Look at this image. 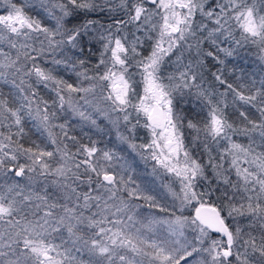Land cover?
I'll use <instances>...</instances> for the list:
<instances>
[{
	"label": "snow or ice",
	"instance_id": "6c2138e0",
	"mask_svg": "<svg viewBox=\"0 0 264 264\" xmlns=\"http://www.w3.org/2000/svg\"><path fill=\"white\" fill-rule=\"evenodd\" d=\"M2 3L0 264H264V0Z\"/></svg>",
	"mask_w": 264,
	"mask_h": 264
},
{
	"label": "trees",
	"instance_id": "16d2710c",
	"mask_svg": "<svg viewBox=\"0 0 264 264\" xmlns=\"http://www.w3.org/2000/svg\"><path fill=\"white\" fill-rule=\"evenodd\" d=\"M24 2H25V0H19V3H24ZM0 14H6V9L2 3V0H0ZM33 14H35V13H33ZM40 14L43 15L42 12ZM244 55H245L244 60L232 61L228 64V67H231L233 63H239L241 65V67H243L245 69V71H247L249 73L256 74L258 71L259 62L256 60L255 50L253 49L251 52L245 53ZM61 74L65 75L67 78L68 74H64V73H61ZM71 79L75 80V76H71ZM229 79L232 80L233 77H229ZM71 123L73 125H78L79 124L78 118L72 120ZM98 123L104 129L102 132L90 130L88 128H84L82 130L80 127L77 126V127H75V131L73 134L78 135V136H83L84 132H88V134L91 135L94 139L102 138V143L100 145L101 147L107 146V147L113 148V144H114L113 140L115 138V132L109 133V127L106 126V122H104L102 119H98ZM139 132H140V130H139ZM33 133H35V129H33ZM142 138H144V137L140 132V135L136 139V143L139 144V143L144 142L143 141L144 139H142ZM234 139H236L239 142H244V143L247 142L246 138L243 136H237V137H234ZM21 183H27V181H21Z\"/></svg>",
	"mask_w": 264,
	"mask_h": 264
},
{
	"label": "rangeland",
	"instance_id": "374dc122",
	"mask_svg": "<svg viewBox=\"0 0 264 264\" xmlns=\"http://www.w3.org/2000/svg\"><path fill=\"white\" fill-rule=\"evenodd\" d=\"M140 132L143 135L144 138L142 139H144L143 141L145 142L147 133L143 129H140ZM113 141V149H115L117 154L121 156L123 161L126 162L130 167L133 176L146 182L151 181L153 179L151 175V161L146 164L141 156L137 155L135 152H132L131 149L128 148L127 144L120 143L116 139V135ZM187 211H192V209H188Z\"/></svg>",
	"mask_w": 264,
	"mask_h": 264
}]
</instances>
